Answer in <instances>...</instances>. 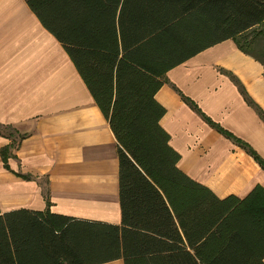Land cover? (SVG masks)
<instances>
[{"label": "trees", "instance_id": "1", "mask_svg": "<svg viewBox=\"0 0 264 264\" xmlns=\"http://www.w3.org/2000/svg\"><path fill=\"white\" fill-rule=\"evenodd\" d=\"M117 140L120 225L0 209V264H264V187L218 197L178 165L155 98L164 75L264 23V0H26ZM264 122V112L248 98ZM264 167V161L242 145Z\"/></svg>", "mask_w": 264, "mask_h": 264}, {"label": "crops", "instance_id": "2", "mask_svg": "<svg viewBox=\"0 0 264 264\" xmlns=\"http://www.w3.org/2000/svg\"><path fill=\"white\" fill-rule=\"evenodd\" d=\"M264 67L234 39L170 69L155 98L180 169L218 197L264 187ZM0 209L120 225L117 140L26 0H0ZM99 264H124L115 259Z\"/></svg>", "mask_w": 264, "mask_h": 264}, {"label": "rangeland", "instance_id": "3", "mask_svg": "<svg viewBox=\"0 0 264 264\" xmlns=\"http://www.w3.org/2000/svg\"><path fill=\"white\" fill-rule=\"evenodd\" d=\"M240 39L243 45L261 55L264 48V23L243 34Z\"/></svg>", "mask_w": 264, "mask_h": 264}]
</instances>
